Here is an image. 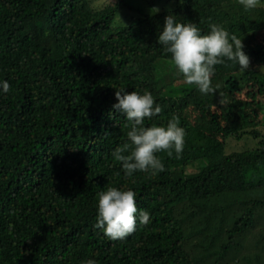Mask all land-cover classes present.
Returning a JSON list of instances; mask_svg holds the SVG:
<instances>
[{
	"label": "trees",
	"instance_id": "trees-1",
	"mask_svg": "<svg viewBox=\"0 0 264 264\" xmlns=\"http://www.w3.org/2000/svg\"><path fill=\"white\" fill-rule=\"evenodd\" d=\"M170 1L115 26L121 12L143 9L0 0V79L10 86L0 93V264H264V7ZM169 13L203 32L217 23L235 33L249 69L225 58L215 92L164 91L160 73L175 66L157 37ZM119 87L148 90L161 105L146 126L179 118L185 147L157 153L165 171L125 177L112 156L130 143V124L112 109ZM245 136L255 145L227 150ZM109 185L132 188L150 213L123 240L93 227L97 193Z\"/></svg>",
	"mask_w": 264,
	"mask_h": 264
},
{
	"label": "clouds",
	"instance_id": "clouds-1",
	"mask_svg": "<svg viewBox=\"0 0 264 264\" xmlns=\"http://www.w3.org/2000/svg\"><path fill=\"white\" fill-rule=\"evenodd\" d=\"M247 10L264 7V0H239ZM158 11V9H156ZM158 44L170 54L176 70L182 74L187 85H194L201 94L215 92L212 77L215 66L228 61L239 66L241 72L249 69L250 58L244 50L243 40L217 23L208 25L203 32L194 22H182L177 15L169 13L157 37ZM9 82L0 79V93L9 91ZM112 109L123 114L130 124L127 137L130 143L112 152L125 177L136 172L156 175L165 171V164L157 153L166 151L169 156L179 155L185 147V129L178 117H171L166 124H145L162 111L153 94L144 90L116 88ZM130 149V150H129ZM127 153V154H125ZM96 218L93 227L110 240H123L136 231L138 225L150 223V213L138 208L137 194L126 186H111L97 193ZM11 227V225H9ZM82 264H97L87 259Z\"/></svg>",
	"mask_w": 264,
	"mask_h": 264
},
{
	"label": "rangeland",
	"instance_id": "rangeland-1",
	"mask_svg": "<svg viewBox=\"0 0 264 264\" xmlns=\"http://www.w3.org/2000/svg\"><path fill=\"white\" fill-rule=\"evenodd\" d=\"M91 1L93 2V4L95 6H103L107 3H109L111 0H91ZM128 1L131 4L142 8L143 12H139L136 10L131 12V13L127 12V11H123L120 13V16L118 17L119 20L114 23L115 26L127 25L133 19H136L138 17L143 16L145 13H152V12H155L156 9L161 10L164 8V7H162V2H160L158 4V7L156 6V4L158 3V0L154 5H152V2H150V0H128ZM169 3L171 6L172 1L169 0ZM125 9H127V8H123L122 10H125ZM164 9H167V7H165ZM130 11H132V10H130ZM170 64L168 66H170ZM261 67H262V70L264 71V64L261 65ZM160 76L162 78V88L164 91L178 93L180 90L178 85L185 84L183 81L182 74H180L176 70V68H172V71H170L168 74L166 72V68H164V71L160 73ZM175 86H177L178 89L173 88ZM261 100L264 102V96H261ZM263 105H264V103H263ZM260 119L262 121H261V124L259 126V130L262 133H264V109L261 112ZM228 141H229L228 148H227L228 151L240 150V149H243L246 147H251V146H254L256 143V141L253 138L247 137V136H245L241 139L236 138V137H231L230 139H228ZM191 170H194V168H191L190 171Z\"/></svg>",
	"mask_w": 264,
	"mask_h": 264
}]
</instances>
